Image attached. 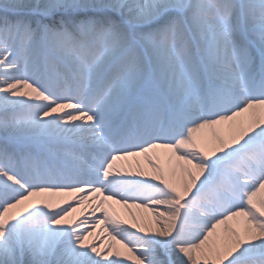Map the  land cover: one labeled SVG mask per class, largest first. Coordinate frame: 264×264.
Segmentation results:
<instances>
[{
	"label": "snow or ice",
	"instance_id": "snow-or-ice-1",
	"mask_svg": "<svg viewBox=\"0 0 264 264\" xmlns=\"http://www.w3.org/2000/svg\"><path fill=\"white\" fill-rule=\"evenodd\" d=\"M0 264H264V0H0Z\"/></svg>",
	"mask_w": 264,
	"mask_h": 264
},
{
	"label": "bare ground",
	"instance_id": "bare-ground-1",
	"mask_svg": "<svg viewBox=\"0 0 264 264\" xmlns=\"http://www.w3.org/2000/svg\"><path fill=\"white\" fill-rule=\"evenodd\" d=\"M116 207V210L118 211V212H122V210L119 208V206H115ZM132 211L135 213V212H138L139 210H137V209H132ZM130 219V218H129Z\"/></svg>",
	"mask_w": 264,
	"mask_h": 264
}]
</instances>
